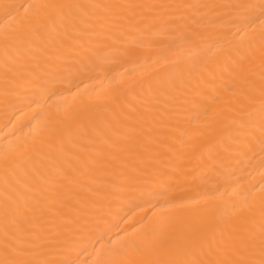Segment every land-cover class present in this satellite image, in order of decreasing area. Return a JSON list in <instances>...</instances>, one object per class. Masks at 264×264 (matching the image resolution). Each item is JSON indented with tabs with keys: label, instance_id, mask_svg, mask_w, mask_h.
Instances as JSON below:
<instances>
[{
	"label": "snow or ice",
	"instance_id": "obj_1",
	"mask_svg": "<svg viewBox=\"0 0 264 264\" xmlns=\"http://www.w3.org/2000/svg\"><path fill=\"white\" fill-rule=\"evenodd\" d=\"M3 7L16 19L9 11L13 6ZM23 7L22 18L0 27V94L6 108L10 99L22 106L12 105L11 115L47 102L77 73L132 58L131 46L156 44L161 35L168 36L172 51H192L177 56L173 71L149 85L146 95L122 100L127 111L118 114V123L85 109H66L45 114L23 140L0 138V264H85L75 257L90 243L99 254L90 233L101 220L86 208L99 209L109 197L123 195L147 196L165 211L136 235L118 237L106 258L93 264H264V186L227 200L201 190L209 173L223 178L264 169V0H34ZM217 22L228 30L219 40L227 47L196 46L203 40L197 29ZM245 45L248 52L242 54ZM217 54L230 84L208 69ZM134 87L125 91L131 94ZM221 87L227 95H220ZM209 103L222 106L210 112ZM157 117L198 122L219 137L226 154L200 170L186 168L183 158L165 169L143 167L134 123ZM102 169H111L109 177L117 179L100 182ZM196 181L194 195L174 191ZM210 201L222 216L209 214ZM221 220L231 227L221 226Z\"/></svg>",
	"mask_w": 264,
	"mask_h": 264
},
{
	"label": "bare ground",
	"instance_id": "obj_2",
	"mask_svg": "<svg viewBox=\"0 0 264 264\" xmlns=\"http://www.w3.org/2000/svg\"><path fill=\"white\" fill-rule=\"evenodd\" d=\"M34 0H0V27L8 23H15L24 15V7ZM186 3H259V0H183ZM11 5L9 11L15 13L16 19H11L5 15L3 5ZM261 29L259 21L256 22L255 31L258 33ZM203 34L202 41H196V46H213V50L223 49L226 44L221 45L219 40L227 35V28L221 27L219 22L213 25H204L197 29ZM235 31V29H232ZM158 43L153 45H133L131 50L135 55L132 58H121L117 61H103L101 67L95 71L77 73L71 79L69 85L66 79L64 83L57 86V95L51 97L47 102L41 101L40 104H34L31 108L23 107V110L11 115L12 105L22 107L16 100L10 99L9 106L6 108L4 97L0 94V138L23 140L32 134L34 127L38 126L45 114L63 112L64 110L85 109L86 114H92L101 118L112 119L118 123V114L127 109L121 103L122 100L132 99V96L143 97L147 94L148 87L154 84L158 79H162L166 74L173 71L172 62L177 56H188L192 49L190 47L180 48L172 51L169 45L168 36L161 35ZM233 41L239 37H231ZM110 44L111 41H105ZM248 49L245 45L241 48L242 54H247ZM218 58L209 62L208 69L223 76V83L230 84V74L225 70L224 59L217 54ZM181 67H191L197 71L200 65H182ZM135 84L132 93L125 91L129 84ZM237 87L239 85L237 84ZM123 93V96L120 94ZM220 95H227L220 89ZM108 97H119V99L99 104L94 103L97 100ZM135 103V101H133ZM222 105H213L209 103L210 112L212 109ZM38 114V115H36ZM11 115V123L5 126V121ZM138 136L136 137V147L144 153L143 167L165 169L170 164L177 161H185V167L189 169L200 170L214 163V158L223 157L226 153L224 148L218 143V136L208 135L207 129H201L198 122L192 125L187 124L186 119L179 121L169 120L167 118L156 119L148 118L142 123L135 124ZM198 138L192 137L198 133ZM183 134V140L180 137ZM0 142H4L0 140ZM141 143L147 147H140ZM111 169H102L98 172L100 182L116 180V177H109ZM210 179H206L201 185V190L207 192L217 199H238L236 193H242L244 190L255 188L259 191L264 186V169L260 167H251L244 171H237L231 177H216L214 174H208ZM183 184L174 186V191L183 196L195 194V184ZM219 183V187L217 184ZM154 200L149 202V198L136 197L134 195H123L117 198L109 197L104 202L103 207L92 209L87 207L86 211L93 217L101 216L98 228H93L91 235L95 248L92 243L88 245V250L80 253L76 259L93 264L97 259H105L107 251L111 248L113 241H118V237H127L136 235L143 230L144 225L150 220L155 222L156 218L165 210L153 207ZM215 201L209 202V214L213 216H222L219 210H213L212 205ZM221 226L231 227L226 220H221ZM75 256V254H73Z\"/></svg>",
	"mask_w": 264,
	"mask_h": 264
}]
</instances>
